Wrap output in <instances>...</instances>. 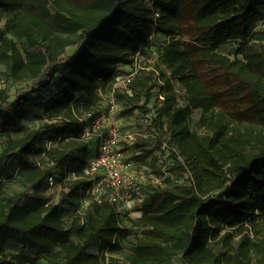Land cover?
I'll return each instance as SVG.
<instances>
[{
	"label": "trees",
	"instance_id": "trees-1",
	"mask_svg": "<svg viewBox=\"0 0 264 264\" xmlns=\"http://www.w3.org/2000/svg\"><path fill=\"white\" fill-rule=\"evenodd\" d=\"M151 1L152 6L147 0H0V10L7 15L5 27H0L1 79L30 84L29 94L17 95L13 102L0 90V134L7 138L0 153V186L17 180L26 187L0 203V264H33L39 257L49 264H102L105 253L108 264H174L178 257L181 264H222L210 239L220 237L225 229L220 238L228 240L234 233L242 235L245 224L255 225L262 217L264 221V48H247L264 22V0H193L196 35L185 51L175 40L179 34L175 22L188 0ZM154 32L171 38L158 50L171 77L156 65L146 80L139 74L130 88L138 95V84L146 91L162 89L156 82L147 86L157 72L162 75L168 92L166 134L178 141L182 160L174 151L172 158L183 174L187 161L199 162L195 185L148 188L140 220L122 218L106 201L92 202L85 217L75 214L68 225L67 212L81 213L91 184L82 177L98 149L96 140L79 141L85 123L77 119L75 110H93L97 115L99 89L111 86L117 70L129 65L138 52L145 53ZM17 40L28 47L21 50ZM232 42L240 44L236 52L232 47L223 50ZM73 46L77 50L65 58ZM197 52L246 86L244 103L249 112L242 117L245 121L230 128L231 136L230 124L213 117L211 100L187 73L190 57ZM171 78L187 89L185 106L177 105ZM123 97L133 99L125 93ZM198 109L204 111L198 126L214 132V138L191 132L189 116ZM37 112L51 121L64 119V124L52 138H45L40 130L13 138L12 133L22 131ZM61 135L74 139L59 142ZM47 142L56 145L48 150ZM50 163L60 169L56 181L76 177L68 181L56 203L41 195L50 187ZM131 225L141 227V234L127 254L122 240ZM239 244L248 246L246 251L252 249L264 264V226L260 240L253 242L245 234ZM10 246L22 251L8 252ZM250 260L244 251L229 256L226 264Z\"/></svg>",
	"mask_w": 264,
	"mask_h": 264
},
{
	"label": "rangeland",
	"instance_id": "rangeland-1",
	"mask_svg": "<svg viewBox=\"0 0 264 264\" xmlns=\"http://www.w3.org/2000/svg\"><path fill=\"white\" fill-rule=\"evenodd\" d=\"M149 5L152 6V1L147 0ZM193 0H188V4L183 10L180 18L176 20L175 24L179 28V34L175 38V40L181 41V50L185 51L187 48V43L190 42L193 37L196 35L195 30L192 28L194 23V15L191 12V5ZM50 10L52 11V5H50ZM156 13V12H155ZM154 13V15H155ZM7 20V15L4 11L0 10V27L4 28ZM12 37V35H9ZM261 38V39H260ZM171 41V38H168L162 34H157L156 32L153 33L150 43L147 46L145 51V56L152 60V63L147 64L149 70L142 71L141 77L148 78L149 72L154 70L156 65L160 66V69L165 73L166 76L171 77L170 69L161 62L158 58V50L165 44ZM18 46L21 50H24L28 47L25 41L17 40ZM232 47L233 51L236 52L237 49L240 48V44L238 43H230L223 47L224 49H228ZM247 48H252L254 50H261L264 48V22L259 24L255 30L254 36L250 38L247 42ZM77 50L76 46L69 47L66 50L65 58L71 57L75 51ZM227 52V51H226ZM243 58V57H242ZM187 73L191 74L192 76L197 79L201 84V89L203 93L211 100L212 105L214 107V114L213 117L215 119H222L224 123H229L230 127L228 129V136L232 135L230 128L232 126L240 124V122L245 121L242 119L243 116L247 115L248 105L244 103L245 93L244 90L246 89L245 84L240 81L238 78L230 76L226 74L223 70H221L217 65L212 63L208 58L202 55V52H197L196 54L190 57V64L187 66ZM3 72L4 66L0 64V90L5 91L8 95L9 102H13L17 95H25L29 94L28 87L26 83L19 84L12 81L3 82ZM2 78V79H1ZM173 91L176 94V102L178 106H185L187 103V98L189 94L187 89L181 85L178 80H174L171 78ZM140 82V81H138ZM137 82V83H138ZM162 86L154 88L152 91H146V87L143 88L141 85L138 84V91L141 93L138 95L135 91H133V99L131 101H126L124 99L123 88H120L116 99L119 103V109L121 115L124 117L136 116V115H143L150 113L153 118L154 126L162 132L166 139H168V145L171 149L177 150L181 153V149L177 140L173 139L166 134L167 128V111L165 107V100L166 95L168 94L166 85L164 84V79L160 73H156L155 79L152 82L147 83V86H151L153 83ZM112 89V85H107L104 87L103 92L105 94V98H101V109L106 110L110 103V92ZM164 93L165 100L162 101L163 104L160 102V95ZM163 95V94H162ZM6 110H9L8 107H5ZM100 109V110H101ZM83 109L75 110V113L79 115ZM37 115H33L32 117L28 118L24 123V128L20 132H13V138H20L31 131L40 130L41 134L45 138H52V136L56 133V131L61 128L64 124V119L59 120H49L45 118L42 113L37 112ZM204 111L202 109L193 110L189 116V127L193 134H198L200 137H215V133L211 132L207 127L198 126V121L203 116ZM132 126H126V128H131ZM146 142V143H143ZM156 139L149 135L147 139H143L142 141L135 144H128L127 142L124 143V148L131 152V157L134 158L137 162L138 166H145L147 168H154L156 166V157L154 156V152L156 148L158 149L160 141L156 144ZM130 146V147H129ZM7 147V138L0 134V153ZM18 164V161H16ZM188 167L192 170L193 173H197L199 171L200 164L196 160L187 161ZM170 172L176 178H182L183 180L186 179V176L183 175L181 170L178 168L175 160L172 158L171 164L169 166ZM74 177L70 176L69 179H66L62 182L56 181V184L53 187H49L48 191L44 194H41L49 200L57 201L59 196L62 194L65 186L67 185L69 180H72ZM186 182V181H185ZM26 191V187L23 186L19 181L14 180L11 182H7L0 186V203L5 200L7 197L11 195L20 194ZM29 193V192H28ZM31 194V193H29ZM86 209L84 206L81 208V213H75L74 211L67 212L64 216V220L66 224H70L73 220L75 214H80L82 217H85ZM253 224L247 223L245 224V231L242 235L240 234H233V237L228 240H223L220 237L226 232L224 229L220 235V237L216 239H210L209 245L214 251L215 254L219 255L222 260V264H226V260L229 256H236L238 253H242L245 251V255L247 257H251L249 264H260L259 259L252 253V249L246 251V245L241 246L239 244L241 237L243 235H248L253 242H257L262 238L263 226L264 221L263 217L257 219ZM131 231L126 236L125 239L122 240V246L125 253H132L134 250V244L138 239V235L141 234V227L137 225H131ZM260 235H257L256 233ZM74 238L76 235L74 233ZM8 252H19L22 251L19 247L10 246L8 248ZM28 253V251H27ZM28 254L34 255V252H29ZM240 258L241 255H238ZM105 261L103 259L102 264L109 263V255L106 253L103 255ZM181 257H178L174 264H181ZM33 264H49L48 260L44 257H39L35 260Z\"/></svg>",
	"mask_w": 264,
	"mask_h": 264
},
{
	"label": "built area",
	"instance_id": "built-area-1",
	"mask_svg": "<svg viewBox=\"0 0 264 264\" xmlns=\"http://www.w3.org/2000/svg\"><path fill=\"white\" fill-rule=\"evenodd\" d=\"M158 17L159 14L156 13L155 18ZM149 63H152V60H149L144 53L138 52L132 58V62L126 65L130 69L129 73L122 72L121 67L115 73L108 108L101 109L97 115L93 110L82 111L77 115V119L85 123L79 141L98 142L97 152L90 158L82 177L91 183L83 200L82 206L85 209L92 202L103 204L108 201L113 204L122 218L140 220L143 217L148 188L195 185L194 173L189 167H185L186 172L183 174L186 176L185 180L174 177L170 172L172 151L178 155L179 160H182V157L177 150L169 147L168 140L154 126L150 113L130 117L121 115L116 99L119 89L123 88V93L132 96L133 90L130 85L142 71L149 70L147 67ZM161 93L163 95H160V102L163 104L165 97L164 93ZM99 96L105 98L103 89H99ZM128 125L132 127L127 129ZM149 135L157 142L160 141L158 149L156 148L154 152L156 166L152 169L138 166L136 160L131 157V152L123 146L125 142L136 145L140 140L147 139ZM71 139H74L72 135H61L58 141ZM54 145L56 144L47 142L46 147L49 150ZM35 162L42 166L39 159ZM50 166L53 168V174L48 177V183L53 187L60 169L55 163H50ZM73 177L76 179L75 176Z\"/></svg>",
	"mask_w": 264,
	"mask_h": 264
},
{
	"label": "crops",
	"instance_id": "crops-1",
	"mask_svg": "<svg viewBox=\"0 0 264 264\" xmlns=\"http://www.w3.org/2000/svg\"><path fill=\"white\" fill-rule=\"evenodd\" d=\"M121 71L122 72H124V73H129L130 72V69H129V67L128 66H126V65H124V66H121ZM66 189V188H65ZM64 189V190H65ZM61 196V195H60ZM60 196H59V198H58V200L57 201H52L51 199H50V202H52V203H56V202H58L59 201V199H60Z\"/></svg>",
	"mask_w": 264,
	"mask_h": 264
}]
</instances>
